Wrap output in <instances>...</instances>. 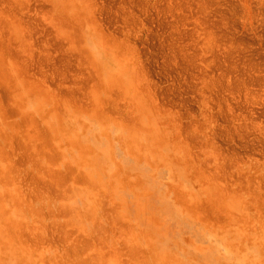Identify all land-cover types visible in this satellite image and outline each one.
<instances>
[{"label": "rangeland", "instance_id": "374dc122", "mask_svg": "<svg viewBox=\"0 0 264 264\" xmlns=\"http://www.w3.org/2000/svg\"><path fill=\"white\" fill-rule=\"evenodd\" d=\"M0 264H264V0H0Z\"/></svg>", "mask_w": 264, "mask_h": 264}, {"label": "bare ground", "instance_id": "6f19581e", "mask_svg": "<svg viewBox=\"0 0 264 264\" xmlns=\"http://www.w3.org/2000/svg\"><path fill=\"white\" fill-rule=\"evenodd\" d=\"M86 40H88V39H86ZM58 106V105H57ZM21 234V233H20ZM26 236V235H25ZM20 238V237H19ZM91 254H93V253H91ZM87 259V258H86Z\"/></svg>", "mask_w": 264, "mask_h": 264}]
</instances>
